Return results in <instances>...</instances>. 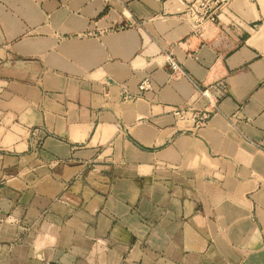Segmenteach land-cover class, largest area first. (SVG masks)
I'll list each match as a JSON object with an SVG mask.
<instances>
[{"label": "crops", "instance_id": "crops-1", "mask_svg": "<svg viewBox=\"0 0 264 264\" xmlns=\"http://www.w3.org/2000/svg\"><path fill=\"white\" fill-rule=\"evenodd\" d=\"M191 1L0 0V264H264V0Z\"/></svg>", "mask_w": 264, "mask_h": 264}, {"label": "built area", "instance_id": "built-area-1", "mask_svg": "<svg viewBox=\"0 0 264 264\" xmlns=\"http://www.w3.org/2000/svg\"><path fill=\"white\" fill-rule=\"evenodd\" d=\"M230 0H192L186 8V16L192 22L196 31H201L202 28L211 22H216L223 8ZM170 65L174 71L181 70L178 63L171 59ZM176 115L181 119L192 118L196 126L204 125L207 121L206 115L201 111L193 109H181L176 112Z\"/></svg>", "mask_w": 264, "mask_h": 264}]
</instances>
